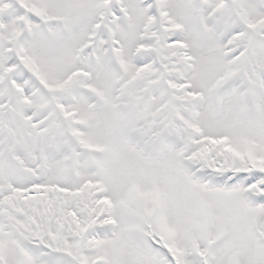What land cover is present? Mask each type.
Returning <instances> with one entry per match:
<instances>
[{"label": "snow or ice", "instance_id": "1", "mask_svg": "<svg viewBox=\"0 0 264 264\" xmlns=\"http://www.w3.org/2000/svg\"><path fill=\"white\" fill-rule=\"evenodd\" d=\"M0 264H264V0H0Z\"/></svg>", "mask_w": 264, "mask_h": 264}]
</instances>
